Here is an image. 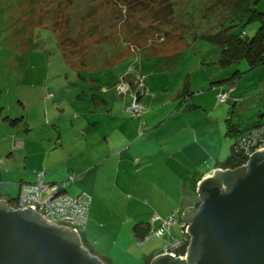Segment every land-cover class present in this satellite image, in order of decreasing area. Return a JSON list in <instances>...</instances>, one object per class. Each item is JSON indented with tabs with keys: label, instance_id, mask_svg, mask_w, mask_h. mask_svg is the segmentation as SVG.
<instances>
[{
	"label": "rangeland",
	"instance_id": "374dc122",
	"mask_svg": "<svg viewBox=\"0 0 264 264\" xmlns=\"http://www.w3.org/2000/svg\"><path fill=\"white\" fill-rule=\"evenodd\" d=\"M234 4L235 0H0L1 199L18 195L12 199L16 205L22 188L34 184L45 172L44 151L57 152L60 148L57 130L72 143L77 133L72 125L84 116L99 118L103 98L128 109L134 102H142L141 119L127 108L125 112L127 118L140 121L148 111L158 110V122L163 120L167 125L159 127L157 135L183 131L179 125L185 120L180 115L165 119L169 104L186 100L183 112L203 103V107L187 115L201 123L211 119L208 110L212 108L219 109L222 118L230 109L229 120L244 130L241 134L225 140L227 123L217 129L210 121L198 134L207 145L225 140L229 150L255 121H261L256 127L264 123V65L250 70L245 61H240L221 69L218 61L222 49L207 39L241 33L240 26L230 23ZM257 10L264 14V0H260ZM258 27V23L247 26L242 38L253 39ZM237 73L240 76L234 78ZM128 79L135 89L119 93L113 84ZM109 86L113 88L108 91ZM238 86L237 100H233L236 102H230L227 96L225 103H219L220 94L232 95ZM97 87H105V93ZM151 101L154 107L147 109L145 103ZM21 118L23 123L14 128L5 121ZM28 122L37 128L26 133ZM129 126L127 122V131ZM18 141H25L27 149L17 148ZM34 143H40L44 151ZM206 151L212 153L208 147ZM226 157L221 158L220 165ZM247 162L236 169L246 167ZM227 170L230 169L219 168L213 173ZM195 171L198 170L190 168V174ZM182 175L187 177L188 173ZM60 186L67 188L72 198L81 194L71 180ZM198 199L193 211L202 202L197 191V199L192 196V201L196 203ZM104 203L103 197L101 204ZM110 206L111 202L105 204L106 208ZM152 218L151 225L157 224L152 223ZM125 223L110 219L108 224L115 231L104 236L107 246L90 245L93 252L116 264H127L124 260L131 253L112 252L114 241L123 246L120 235ZM176 223L164 239L154 237L156 230L143 239L141 246L161 253L159 257L169 255L167 246L182 240V232L188 228L179 212ZM174 249L170 252L175 258L184 259L176 254L180 248Z\"/></svg>",
	"mask_w": 264,
	"mask_h": 264
},
{
	"label": "crops",
	"instance_id": "0c3cea01",
	"mask_svg": "<svg viewBox=\"0 0 264 264\" xmlns=\"http://www.w3.org/2000/svg\"><path fill=\"white\" fill-rule=\"evenodd\" d=\"M118 82H115L113 86L117 87ZM113 86H109L106 90L109 91ZM104 88L97 87L101 93ZM238 88L239 86L232 95L228 92L230 102H236L233 100H237ZM110 100V98H103V108L99 111L101 112L99 118L84 116L74 124L72 123V127L77 130L72 143L58 129L57 146L60 148L57 152L52 150L45 152L40 143H34L33 146L40 147L44 151V184L62 185L67 180H71L72 183H76V188L81 193L90 196L89 215L92 207L93 210L85 226L84 234L82 233L83 247L90 254L105 264L115 263L106 257H99L90 246H100L101 243L107 246L104 236L111 230L115 231L112 225L108 224L110 219L115 218L121 220L122 225L127 222L120 235L123 246L118 245L117 240L114 241L112 252L131 253L132 255L124 260L127 264L152 263L161 256V253H155L154 249L141 246L145 241L139 237L150 236L158 230L157 224L150 223L154 214L167 218L178 210L184 225L185 212L196 208L199 202V199L196 203L193 202L192 196L197 199L201 181L220 168L218 164L222 163V157L227 156L224 160V163L226 162L232 155L234 145H231L229 150L230 144L225 140L231 137L226 136V131L224 142L218 145H207L205 141L200 140L198 134L202 132L208 121L217 129L222 128L223 122L226 125L230 119L231 110L228 109L226 117L222 118L219 109L212 108L208 110L211 119L201 123L187 115L195 111L198 106V108L203 107V103L190 106L183 112L181 111L184 109V102L169 104V109L164 114L165 119L172 120L180 115L179 117L186 121L179 125L183 126V131L175 134L174 130H170L167 134L157 135V129L167 125L163 120L158 122V110L148 111L145 118L142 121H140L141 118L137 119L139 120L137 122L135 118L126 117L127 107L113 104ZM145 107L152 109L154 104L151 101L145 103ZM14 120L19 121L13 125L10 124L12 120L7 121L12 128L16 127V124L23 123V118ZM127 122H130L129 131H127ZM27 127L26 133L37 128L30 123ZM16 147L27 149V144L25 141H18ZM206 147L210 148L212 153L207 154ZM205 163L207 166L204 168ZM190 168L198 171L190 174ZM182 173H188V176L183 177ZM72 176L75 177L72 178ZM103 197L105 203L101 204ZM1 198L3 197L0 196ZM15 198L7 197V199ZM107 202H111L112 206L106 208ZM135 228H139L140 232L136 233ZM136 243H139V246Z\"/></svg>",
	"mask_w": 264,
	"mask_h": 264
},
{
	"label": "water",
	"instance_id": "95a60500",
	"mask_svg": "<svg viewBox=\"0 0 264 264\" xmlns=\"http://www.w3.org/2000/svg\"><path fill=\"white\" fill-rule=\"evenodd\" d=\"M213 174L199 185L198 209L184 214V259L164 255L151 264H264V151L246 167ZM41 219L0 199V264H103L74 232Z\"/></svg>",
	"mask_w": 264,
	"mask_h": 264
},
{
	"label": "built area",
	"instance_id": "2783aa9c",
	"mask_svg": "<svg viewBox=\"0 0 264 264\" xmlns=\"http://www.w3.org/2000/svg\"><path fill=\"white\" fill-rule=\"evenodd\" d=\"M116 86L119 93V90H124L122 92L124 93L132 88L131 83L125 80L123 82L120 81ZM226 100L227 94L225 93L220 94L218 97L219 103H225ZM128 111L133 116L140 118L142 106L134 102ZM262 151H264V123L248 130L237 139L233 147L234 154L248 160L246 165L250 162L251 156ZM43 176L42 174L34 184L22 188L18 203L12 208L19 210L33 208L35 213L42 218L41 220L45 221V224L56 228L68 229L74 232L80 241L88 221L91 203L90 196L81 193L78 197L72 198L67 194L61 193L58 185L44 184ZM177 212L167 218H162L158 215L153 216L152 223L159 225L158 230L154 234L155 238L164 239L170 233L172 226L176 224ZM187 229L186 227L182 232L184 234L182 240H175L166 248L167 253H170L169 255L173 256V258L176 256L170 252V249L175 248L174 250H176L185 245H187V249L189 247L190 236Z\"/></svg>",
	"mask_w": 264,
	"mask_h": 264
},
{
	"label": "trees",
	"instance_id": "16d2710c",
	"mask_svg": "<svg viewBox=\"0 0 264 264\" xmlns=\"http://www.w3.org/2000/svg\"><path fill=\"white\" fill-rule=\"evenodd\" d=\"M259 2L260 0H235V4L232 8L230 23L233 24L234 27L240 26L241 33L239 35L224 34L222 35L221 38H216V39L207 38L209 42L220 46L222 49L218 61L219 67L221 69H224L229 65L233 63H238L240 61H245V63H247V66L250 70H253L255 68L264 65V14H260L257 10V5L259 4ZM101 4L103 6V3ZM90 8L91 5L88 6V9ZM252 23L260 24V27H258L255 36L251 40H248L245 37L242 38V34L245 28ZM239 76L240 74L237 73L234 76V78ZM5 120L9 122V119H5ZM17 121L19 120H12L10 121V124L13 125V123L15 124ZM260 122H261L260 120L255 121L252 124V126H250L249 128L250 129L254 128L256 124H259ZM243 131H241L239 125H232L231 120L227 121L226 136L235 137L236 135L241 134ZM245 162L246 160L241 159L239 156H235L232 153V155L226 160V162L223 165L219 164V167L221 169L235 170L239 166L243 165ZM0 182H1V177H0ZM58 187L61 189V193L66 194L64 187H61L60 185H58ZM7 202L11 207L15 206V204L12 203L14 202L12 201V199H8ZM138 231L140 232V229L135 228V232L138 233ZM146 237L147 236L143 235L139 238L143 240ZM186 249H187V245L180 248L176 252V254L179 256H184L186 253Z\"/></svg>",
	"mask_w": 264,
	"mask_h": 264
},
{
	"label": "bare ground",
	"instance_id": "6f19581e",
	"mask_svg": "<svg viewBox=\"0 0 264 264\" xmlns=\"http://www.w3.org/2000/svg\"><path fill=\"white\" fill-rule=\"evenodd\" d=\"M80 243H81V245H82V237H81ZM82 246H83V245H82Z\"/></svg>",
	"mask_w": 264,
	"mask_h": 264
},
{
	"label": "clouds",
	"instance_id": "9594fccd",
	"mask_svg": "<svg viewBox=\"0 0 264 264\" xmlns=\"http://www.w3.org/2000/svg\"><path fill=\"white\" fill-rule=\"evenodd\" d=\"M128 82H129V79H128ZM133 88H134V87H132V89H133ZM134 89H135V88H134ZM184 257H185V255H184ZM184 257H183V258H184Z\"/></svg>",
	"mask_w": 264,
	"mask_h": 264
}]
</instances>
